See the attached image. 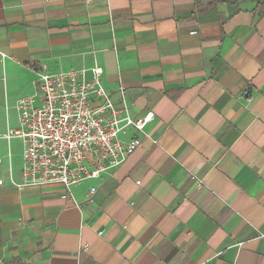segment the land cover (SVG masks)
<instances>
[{"label":"crops","instance_id":"0c3cea01","mask_svg":"<svg viewBox=\"0 0 264 264\" xmlns=\"http://www.w3.org/2000/svg\"><path fill=\"white\" fill-rule=\"evenodd\" d=\"M42 67L155 116L68 192L6 138ZM0 180V263L264 264V0H0Z\"/></svg>","mask_w":264,"mask_h":264},{"label":"built area","instance_id":"2783aa9c","mask_svg":"<svg viewBox=\"0 0 264 264\" xmlns=\"http://www.w3.org/2000/svg\"><path fill=\"white\" fill-rule=\"evenodd\" d=\"M91 74L86 80L83 71H37L35 96L17 102L19 126L6 133L23 145L18 187L58 185L68 192L116 168L140 146L139 137L124 143L122 136L143 134L154 114L132 117L124 91L114 101L101 84L102 69Z\"/></svg>","mask_w":264,"mask_h":264},{"label":"rangeland","instance_id":"374dc122","mask_svg":"<svg viewBox=\"0 0 264 264\" xmlns=\"http://www.w3.org/2000/svg\"><path fill=\"white\" fill-rule=\"evenodd\" d=\"M35 93H36V92H35ZM35 93H33V95L28 96V97L35 96ZM0 264H15V262H6V261H2V263H0Z\"/></svg>","mask_w":264,"mask_h":264}]
</instances>
